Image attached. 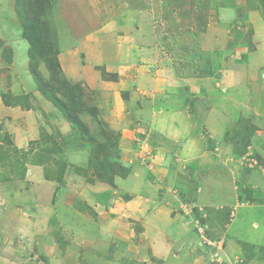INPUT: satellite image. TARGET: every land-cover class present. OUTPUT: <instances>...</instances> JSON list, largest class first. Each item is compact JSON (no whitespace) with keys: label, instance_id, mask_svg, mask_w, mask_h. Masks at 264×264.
Instances as JSON below:
<instances>
[{"label":"rangeland","instance_id":"1","mask_svg":"<svg viewBox=\"0 0 264 264\" xmlns=\"http://www.w3.org/2000/svg\"><path fill=\"white\" fill-rule=\"evenodd\" d=\"M114 1L116 7L102 4L103 12L99 13L97 7L100 0H0V18L21 26L24 41L30 46L32 61L29 71L35 83L38 80L51 85V88L46 87L64 102L68 114L55 108L75 133L81 132L72 121L82 120L88 129V133L83 135L86 141L81 134L84 142L93 137L98 143L106 145L108 151L101 155V160L123 164L129 169L127 177H116L114 184L96 179L104 184L91 190L86 187L84 176L81 180L74 178L78 170L75 173L72 162L64 160L63 147L72 138L64 134L65 128L55 131L62 140L58 142L56 139L57 149L53 147L55 141L43 137L44 144L31 143L29 151H18L16 147H7L11 146V134L7 136L6 125L1 124L0 159L4 153L6 155L1 159L4 164L1 165L0 176L13 180L21 177L23 181L6 187L1 184L4 180L0 178V264H264L263 233L258 234L253 229L248 234L240 232L243 237L246 234V241L239 244L233 242L235 247L225 246L230 241L227 233L229 225L237 218V212L232 209L236 204L234 195L239 198L238 204L245 197L252 201L251 189L258 190L257 186L264 183V120L252 114L260 108L257 101L262 91L249 85H236L231 90L230 86H235L232 84L234 81L229 82L228 74H224L228 66L224 65L225 59L230 53L231 59L241 60L258 51L252 39L256 34L260 37L264 35V0H235L234 5L228 0H215L219 11L216 30H213L221 33L216 39L217 44L211 40L205 45L207 37L204 36L203 26L198 28L193 38L197 54L194 59L191 58L189 64L192 65L179 63L178 55L174 56L171 52L161 54L174 59V65H166L170 69L169 75L156 77L167 81L160 89H150L149 85L146 86L147 81L142 80L144 77L140 76L150 72L148 60L131 65L132 69L128 64L124 73L106 72L107 66L104 69L95 67L101 83L105 84V88L98 89L90 84L87 86L89 82L74 80L72 73L78 74L80 63L91 60V54L99 43L103 48L113 45L114 30L108 24L122 8L119 7L121 0H110V3ZM166 3L175 15L164 12V18L169 22L163 19L160 30L164 36L167 32L171 37L183 32L184 18L188 15L185 8L190 9L195 0H167ZM229 8L237 11L228 16ZM204 22L212 25L206 20ZM164 36L158 38L162 45L173 42ZM227 38L230 42L224 49ZM260 39L262 50L264 40ZM205 49L207 51L203 52ZM158 56L155 55V58ZM208 58L211 59L208 61ZM178 63L179 70L171 71ZM248 72L250 77L256 76L255 71ZM210 76L216 80L212 84L215 87L219 85L216 95L225 96L224 106L228 107V114L221 108L217 109L222 104L218 102V97L210 96L204 90L207 88L204 84L211 85L204 82ZM15 78L11 75L9 82L7 79L0 87V100L3 102L8 96L16 100L19 95V88L13 82ZM107 84L109 88H106ZM223 87L228 89L226 94ZM3 89L7 90L2 92ZM213 102L219 106L215 108ZM229 109L243 114L232 115ZM213 113L218 116V131L213 129V123L210 126L207 122V118L213 120ZM193 114L202 123V142L197 161L216 162L220 169L225 168L231 174L226 176L228 182L218 176L211 178V191L207 190V195L212 197L211 203L215 206L195 202L190 187L201 166L198 164L196 168V162L188 163L180 156L182 144L178 140L182 122L185 121L184 116L187 119ZM153 116L158 122H153ZM255 120L262 125L257 128ZM168 125L172 131L167 137L153 129L157 126L167 130ZM126 136L128 139L131 136L133 151H125L129 149V142L121 140V137ZM224 141H228L231 147ZM222 142L226 143L223 147ZM5 144L8 152L2 150ZM46 151L51 157L48 159L51 160V169H56V173L61 170L71 173V184L75 183L78 194L85 191L87 195L75 197L72 193L67 195V192L63 194L62 203L58 189L49 204L47 196L42 193L43 188L37 185V174H30L32 166L43 164L40 154ZM223 151L226 152L223 154ZM57 155H60L59 159ZM224 155L227 163H222ZM194 166L196 169L193 170ZM206 176L208 179L211 174ZM231 187L237 189L232 195L228 194ZM87 191L99 193L97 200L89 198ZM224 198L228 200L223 205ZM244 213L245 210L238 217L239 224ZM255 218L262 220L263 216L255 212ZM161 219L165 222L159 224ZM158 226L160 231L156 229ZM239 229L243 231V228ZM248 244L255 245V248L248 251ZM101 254H105V262L98 261ZM153 254L158 258L152 257ZM163 258L174 259L166 261Z\"/></svg>","mask_w":264,"mask_h":264},{"label":"crops","instance_id":"2","mask_svg":"<svg viewBox=\"0 0 264 264\" xmlns=\"http://www.w3.org/2000/svg\"><path fill=\"white\" fill-rule=\"evenodd\" d=\"M100 1L102 3L101 2H100L101 4L98 3L100 6L97 7L99 13L103 12L102 4H107V6L114 5L115 7L117 4L115 3L116 1H114L113 3H110V0H100ZM166 1L167 0H121L120 6H119V7H122L120 8L121 10L117 11V14L114 17V19H110V22L108 24V25H112V28L114 30L113 31L114 36H112L114 38L113 45H109L108 48L106 47L103 48V46L99 43L98 46L94 49L93 53L91 54L92 56L91 60L87 59L89 60V62L80 63L81 69H79L78 74L72 73L73 79L76 81H82V82L84 81L86 83L89 82L87 83V86L90 84V86H93L95 88L97 87L98 89H103L105 88V84L101 83L98 77L99 73L94 69L95 67L97 69H104L105 66H107L106 72L124 73L126 70H128V66H127L128 64L130 65L129 68L132 69L131 65H136L137 63L140 64L141 62L148 60L147 61L149 65L148 71L150 72L144 73V75H140V76L144 77V79L142 80L147 81L146 86L149 85L147 87H149L150 89L152 88L160 89L161 86H163L164 84H167V81L164 79L163 80L156 79V77L165 76L166 74H168L170 69L167 68L166 65H174V59H170V56L169 58L164 55H163L164 57H162L161 54H164L165 52H169L170 54L171 52L174 56L178 55L177 61L179 63L183 62V65H192V63L189 64L191 61V58L194 59L195 55L197 54V51H195L194 49L195 44L193 43L194 41L193 38L196 37L198 28L203 27V26H205L204 36L207 37V39L205 40L206 41L205 45L207 46V44L211 40L215 41V44H217L216 39H219L221 33L219 32L217 33L216 31L213 30L216 28V23H217V18H218L217 13L219 11L218 6H215L216 1L215 0H195V3L191 5L190 9L188 7L185 8V11L188 13V15H186V17L184 18L183 26L185 27L182 26L183 32H180L177 35L172 34L173 36L171 37H169L167 32H165V36L169 37V40L172 39L173 42L170 41L171 43H165L164 45H162L161 39H158V38L159 36L160 37L164 36L163 31L160 30V24H162L164 21L163 19H165L164 12L172 13L175 15V12L172 9H170V7H168L169 4L166 3ZM228 1L231 2L230 4L234 5L233 1L235 0H228ZM8 3L10 7L11 4L10 2ZM125 9H128V11H124ZM234 11H237V10L236 9L233 10V8H229L227 11V15L228 16L231 15V13ZM165 20L169 22V19H165ZM203 20L211 22L212 25H210L209 23L206 24ZM0 22L3 23V27H2L3 29L0 28V87H3L5 85V82L7 79L9 82L11 75L16 76L17 79L16 78L13 79V82H15V84L19 88L18 96L19 97L28 96L29 103L31 106V108H25L23 106H17L14 104L13 105L10 104L11 106H8L5 102L0 100V129L3 128L1 124H5L6 125V129H5L6 135L8 136L11 134V137H9L11 141L10 142L11 146L7 145V147H13V149H15L16 147L18 151H23V150L29 151L31 143H35V145H40L41 143H43L42 142L43 137L46 139L50 136H53V137L55 136L56 137V138L54 137L55 140L57 139L58 142H61L62 141L61 137L57 135L55 131L58 130L59 128L61 129L65 128L64 134L68 135L67 137L71 136L72 138L69 140L67 139L69 143L66 146L64 145L63 147L64 160L65 161L68 160L67 162H72L75 173H76V170H78L74 178H76V180L77 179L81 180L82 177L84 176L86 187H88L91 190H92V187L94 188L95 186L97 187L102 186L100 184H104V183L97 181L96 177H94L93 171L89 170L90 152H91V147H92L91 144L89 142L83 141L81 137V133L79 134L75 133L71 129V126H69V124L63 119L61 113L55 108L53 103H51L48 99H46L45 96L39 91V87L37 86V83H35V80H34V77L31 71H29V65H31V61H32L29 55L30 46L24 41V38L22 35L23 31H22L21 26H18L17 24H14V23L11 24L10 23L11 21L9 23L6 21H3L2 18H0ZM214 22H215V27H214ZM199 23L201 24L198 27ZM5 28H6L7 36L5 35ZM186 36L188 38H186ZM260 38H263L264 40V35L263 37H260L259 34H256L255 37H253L252 39V42L255 44L256 48L258 47V51H256L255 53H252L253 56L248 57L246 59L242 58L241 60H233L230 58L232 55V53H230L227 59H225L224 65H228V66L225 67L224 74H228L227 76H228L229 82L232 83V81H234V83L232 84H235V86L231 85L230 86L231 90L237 87L236 85H242V86L249 85L251 87L256 86L257 88H259V91H262V94L258 95V101H257L260 108H258V110L256 109V111H252V114L255 115V118H258L259 120H264V92H263L264 91L263 89V86H264V48L262 50L260 49L261 47L259 45L261 42ZM229 42H230L229 38L224 40V45H226L224 49H227ZM213 48H214V45L211 47V49ZM125 49H127L128 52ZM204 51H207V50L205 49L203 50V52ZM157 54H159V56L158 58L156 57L157 58L156 60L155 55ZM211 58H208V61ZM149 63L152 65H150ZM159 63H162V65L161 64L159 65ZM179 63L178 65H175V68H173L171 71H173L174 69L179 70L178 68ZM90 65H93V66H90ZM200 65H201V62H200ZM204 65H207V64L205 63ZM229 65L230 66L232 65V67H230ZM248 71H255L256 76L252 75L254 77H250L251 74H249ZM245 73H248V74H245ZM170 77H172V74H170ZM183 80H187V79H183ZM214 81L216 80H214L212 76L204 79V82L211 83V85L204 84L207 87L204 90L210 96L211 95L217 96L216 92H217L219 85L215 87V85L212 84V82ZM110 85L120 86L118 84H115V85L110 84ZM21 86H23V88H20ZM7 87L9 88V83L7 84ZM107 87L109 88L108 84L106 88ZM199 87H201V85H199ZM226 87L230 88L229 86H226ZM226 87H223L224 94H226L225 91H228ZM3 90L1 91L5 92L7 89H3ZM142 94H146V93L142 92ZM186 94H189V93H186ZM217 97H218L217 99L218 102L219 103L221 102L222 104L219 106L218 104L213 102L214 107L216 108V106H219L217 109L221 108V110H224L227 113L228 107L225 108L224 106L225 96L218 95ZM14 101H15V98H14ZM31 103L33 104V106L31 105ZM230 111L232 110L229 109V112ZM257 111H258V115H257ZM208 113L212 114L211 111H209ZM214 113L213 115H215ZM234 113L239 116L243 114L242 112L236 113L235 111H232V115H234ZM216 115L213 117V120L211 121H210L211 118H207V122L209 123L210 126L213 123L214 124L213 129L215 131H218L219 122L217 121L218 116ZM193 116H196V114H193ZM193 116L187 117V119H186V116H184L185 121L184 123L182 122L183 128L181 127V132L179 136L180 140H178V143L180 142L182 144V146H180L179 148L180 156H182V159H185L188 163L196 162V165H195L196 168L198 167V164L199 166H201V169H199V174L197 173L194 175V179L190 187L193 190L192 194L194 196L195 202H199L203 206H207V205L213 206L214 204L211 203L212 197L210 198L207 195L208 194L207 190H209V192L211 191V188H209L211 178L218 176L222 181H224L225 179L228 182V179L226 178V176L227 177L231 176V174L230 173L228 174L224 170L225 168L220 169L219 165L215 164L216 162L215 163H211V162L201 163L200 161L199 162L197 161L199 160V156L197 155L198 154L197 152L202 142V134H200L202 133L201 132L202 123H201V120L197 119V116L194 119H193ZM153 118L154 119L152 120L154 123L158 122L155 116H153ZM204 118H206V116ZM229 121H231V119ZM261 123L262 122L259 123L255 120V126L257 128L259 127ZM184 126H187V128H185ZM170 127L171 126L168 125L167 130L159 129L157 126L153 129L155 130V132H160L159 134L167 137L169 136L167 134H170L172 131V127L171 129ZM122 138L125 139L127 142H129V145L127 144L129 149L125 151H128V150L133 151V147L131 144V136H130V139H128V136L121 137V140ZM172 140H174V138ZM224 142H226L229 145L228 141H224ZM224 142L221 143L222 147L226 144ZM4 147H6V144L2 148V150L6 151L7 149ZM60 151L61 150L56 151V152H60ZM6 152H8V150ZM225 152L226 151H223V154ZM48 153L49 152L46 151L40 154V156L42 157L43 164L32 166L34 169L32 168V171H30V174H32V172H35L37 174V181H38L37 185L39 184V186L43 188L42 193L47 196V201L49 200L50 202L49 204L51 205L53 196L58 189H60L59 193L61 192V202L62 203H63L62 199H64L63 194L64 193L67 194V192H69V194L67 195L70 196V193H72V196H75V197L76 195L80 197L87 195V194H84L85 191L83 192L84 195L78 194L79 192H78V189L75 183L71 184L72 180L70 179V177H73L72 175L70 176L71 173H68V172L64 173L62 181H58L59 179L55 178L57 176H54V175H52V177L50 176V174L52 173L55 175H58V174L54 171L56 169H51L50 167L49 163L51 160H48V159H50L51 157H50V154ZM230 154H231V151H230ZM57 156L59 159L60 155H57ZM3 157L4 156L2 155L1 159ZM225 157L226 155L222 157V163H225V162L227 163L228 160L227 159L225 160ZM1 159H0V170H1V165L4 164ZM55 163L59 165L58 162L55 161ZM213 165H215V167H213ZM195 166L193 167V170ZM218 172H220L221 174H218ZM79 173H81L82 176H79L80 175ZM207 173L211 174V177L209 176L208 179L206 176ZM28 174H29V171H27V176ZM0 178L1 180H4V184L1 182L0 183L6 187L7 186L11 187L12 185H14V183H17L18 185L21 183V181H23V180H20L21 177L15 178L14 180L11 177H7L5 179L2 176H0ZM74 178H73V181H75ZM8 179H11L12 183L7 182ZM87 179L88 181L92 179L93 182H88ZM262 182H264V180H262ZM6 183H10V184L7 185ZM229 183H232V182H229ZM192 186L194 187L192 188ZM257 188L258 190L254 188L251 189L252 190V195H251L252 201H249L248 197L247 198L245 197L244 199L245 201L242 200L240 204H238L239 198L236 197L235 195L233 197L234 200L232 198V200L236 202V204L234 205L232 209H234L237 212V218L235 217V219L232 220L231 224L229 225L227 233L230 236V241L226 242L225 246L235 247L236 244L234 245V243L239 244L243 242V240L246 241L247 239H245V236L246 234L250 233L252 229L258 232V234L260 233L264 234V183L259 184ZM236 190H237L236 187H233V188L231 187V190L228 194L231 193L230 195H232ZM86 193H88L89 198H94V200H97L99 193L97 192L93 193L91 191H87ZM228 196L229 195H224L223 197H228ZM227 200L228 199L224 198V201H222L223 205L226 204L225 202ZM230 202L231 200L228 203ZM94 209H95V206H94ZM243 210H245V213L242 216L243 217V220L241 221L242 223L239 224L238 217L241 216ZM255 212H260L261 215L263 216V219L262 220L261 218L256 219ZM164 222L165 220L161 219V222L159 224H162ZM240 227L243 228V231L239 229ZM156 229L160 231L159 226L156 227ZM244 231L246 234L243 237L239 233L244 232ZM226 237L227 235L224 236V238ZM248 246L250 247V250L248 251H252L255 248V245L248 244ZM165 247H166V243H165ZM243 248L246 251L247 249L246 246H244ZM153 256L156 257V254L155 255L153 254L152 257ZM168 258H163V259L166 261H170L171 259L172 260L174 259V258H171V259H168ZM105 259H106L105 254H101L100 257H98V261L104 260L105 262Z\"/></svg>","mask_w":264,"mask_h":264},{"label":"trees","instance_id":"3","mask_svg":"<svg viewBox=\"0 0 264 264\" xmlns=\"http://www.w3.org/2000/svg\"><path fill=\"white\" fill-rule=\"evenodd\" d=\"M24 33L26 34V30L24 31ZM32 72L36 73L35 71H32ZM37 83L39 85V91L45 96V98H47L50 102H52L55 105V107L59 109L60 111H62L64 114H68L64 102L57 95H52V92L50 91V89L46 87V86H49L51 88V85L47 82H42L38 80H37ZM5 102L8 106H11L10 104H14L17 106H23L25 108H30L28 96H26V98L18 97L15 101L13 100L12 96H8ZM69 119L71 118L69 117ZM72 123L77 124L76 125L77 128L80 129L79 131L81 132V134L83 133L82 136L88 133V129L81 119L72 121ZM48 139L55 141L53 147L57 149V142L55 138L53 136H50L48 137ZM83 139L85 141L87 140L86 138H84V136H83ZM89 143H91V146H92L91 152H90L89 169L93 171L94 177H96V179H99L106 183L114 184L116 177H122V178L127 177L129 169H127V167H125L123 164H119L116 162L114 163V162L107 161V160H101L102 159L101 155H105L106 152L108 151V148L106 147V145H104L103 143H98L93 137L91 138V140H89ZM5 155L6 153L3 154L4 157ZM6 158H8V156ZM24 159L26 160V158ZM17 163L21 166L20 162H17ZM64 173H63V170L59 171L57 173L58 176L55 178L56 179L58 178L59 179L58 181H62ZM90 181L93 182L92 179H90L89 182ZM203 222L206 223L207 221L203 220Z\"/></svg>","mask_w":264,"mask_h":264}]
</instances>
